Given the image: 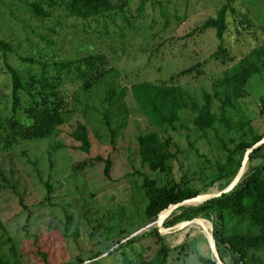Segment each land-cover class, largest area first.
Wrapping results in <instances>:
<instances>
[{"label": "rangeland", "instance_id": "obj_1", "mask_svg": "<svg viewBox=\"0 0 264 264\" xmlns=\"http://www.w3.org/2000/svg\"><path fill=\"white\" fill-rule=\"evenodd\" d=\"M110 1L126 3L133 25L127 28L117 20L122 30L115 33L110 28L106 37L93 32V20L88 24L68 17L49 0H0V39L11 43L18 55L59 60L98 53L115 70L114 76L88 89L74 86L65 91L66 120L51 136L0 153V264H160L156 236L141 237L157 230L156 220L150 222L143 214L142 177L159 184H186L199 195L216 193L222 181L214 180L213 170L226 162L227 150L264 135V61L248 55L254 47H264V0H234L237 14L249 18L255 28L254 36L244 32L237 36L229 24L224 43L231 62L213 58L217 46L213 31L189 36L215 15L224 0H150L141 16L140 0ZM15 56L8 55L7 62L20 67ZM2 63L0 59V67ZM196 63L202 65L200 72L178 77L176 84L198 106L205 95L211 97L214 129L205 137L194 132L189 108L166 131L151 126L130 86L167 81ZM249 64L257 71L238 83L234 74ZM113 87L123 97L108 109L105 96ZM8 92L9 79L0 74V98ZM80 126L86 130L88 153L73 137ZM151 132H160L175 145L176 159L163 174L140 163L136 137ZM97 157L111 160L108 178ZM260 163L264 144L256 160H248L246 171ZM188 207L192 206L184 204L164 215L168 218ZM181 222L170 234L157 230L171 250L165 264H199L197 256L211 259L202 233L209 231L211 222L176 229ZM172 227L163 223V229ZM221 257L223 264H232L227 251H221ZM249 257L254 264H264V251H250Z\"/></svg>", "mask_w": 264, "mask_h": 264}, {"label": "trees", "instance_id": "obj_2", "mask_svg": "<svg viewBox=\"0 0 264 264\" xmlns=\"http://www.w3.org/2000/svg\"><path fill=\"white\" fill-rule=\"evenodd\" d=\"M49 5H57L68 17L96 24L94 33L108 37L110 28L117 33L122 30L118 24L132 28V14L126 12V3L121 1L112 4L110 0H49ZM150 0H140L137 11L141 16L144 7ZM153 1V0H151ZM234 0H224L213 17L207 18L200 26L194 28L189 36L201 35L213 31L217 46L212 56L214 59L231 62L230 55L224 43V37L231 31L229 24L237 36L241 33L253 34L254 24L245 15H238L233 7ZM37 6V5H36ZM165 17L164 12L162 13ZM117 20L119 22L117 23ZM264 47H254L248 55L260 56L264 61ZM0 59L3 60L0 74L9 79V92L0 98V153H7L15 147L30 142H36L51 136L62 125L67 116V101L65 91L78 86L85 90L100 80L115 75V70L103 54L89 53L76 59L50 60L44 57L34 59L16 53L12 44L0 39ZM14 54L21 63L14 67L7 62L8 55ZM241 62L247 63L242 59ZM202 65L196 63L183 70L167 81L137 82L130 86V92L140 107L143 116L149 124L160 131L172 128L179 120L180 114L186 109L193 113L191 128L194 132L206 136L213 130L216 115L211 112L209 95L204 96V104L198 106L190 96L176 84L178 77L199 73ZM264 68V64H263ZM253 64L242 67L234 78L238 83H244L256 72ZM237 93V92H236ZM238 95V93H237ZM123 97L111 88L105 96L108 109ZM229 103V97H224ZM250 132H252L250 130ZM80 143V150L88 153L89 141L86 130L80 126L73 134ZM264 135H255L251 141H240L228 156L224 164L214 168L216 181H222L220 189L225 188L235 177L244 153L260 141ZM140 163L152 173H166L176 159L175 145L171 139L160 132H151L136 137ZM263 145L249 155V162H254ZM96 162L104 163V175L108 178L111 160L95 158ZM264 163H260L243 174L239 183L229 193L213 198L195 207L179 208L178 212L166 218L164 225L172 227L181 221H190L200 217L212 223V234L216 248L221 257L225 250L232 258V264H254V258L249 257L250 251H264ZM141 189L144 193L146 220L152 222L169 206L182 203L199 195L200 191L186 184H159L156 179L142 177ZM49 191V190H48ZM212 215V216H211ZM231 221L233 225L227 230ZM163 233L165 234L164 230ZM146 235H155L160 243V264H165L171 250L159 236L157 230ZM188 233L179 245L185 246ZM205 240V237L203 236ZM136 239L130 240L134 243ZM187 255V254H186ZM95 257H99L96 255ZM199 264H215L210 258L197 256ZM264 263V262H263ZM47 264V263H45ZM78 264H83L79 261Z\"/></svg>", "mask_w": 264, "mask_h": 264}, {"label": "water", "instance_id": "obj_3", "mask_svg": "<svg viewBox=\"0 0 264 264\" xmlns=\"http://www.w3.org/2000/svg\"><path fill=\"white\" fill-rule=\"evenodd\" d=\"M264 144V137L258 141L256 144H254L251 148L247 149L246 152L244 153V156H243V159L241 161V164H240V167L234 177V179L223 189L219 190L218 192L216 193H213V194H203V195H197L195 196L194 198L192 199H189V200H185L183 201L182 203H179V204H176V205H171L169 206V208L165 211H169L168 215L171 213V211L175 208H177L178 206H181V205H188V206H192V207H195V206H199L201 204H203L204 202L208 201V200H211L213 198H218V197H221L222 195L224 194H227L229 193L231 190H233L235 188V186L239 183L241 177L243 176V174L246 172V165L248 163V160H249V155L257 148H259L260 146H262ZM163 211V212H165ZM161 212L157 219H156V226H157V230L159 232H161L162 230H164L165 234H170L174 231L175 227H172V228H169V229H163V223H164V220L166 219V216L165 219L161 222L158 221L160 215L163 213ZM204 221H207V220H204V219H201V218H194L190 221H185V222H181L180 224L177 225L176 229H182V228H189L191 226H193V224L195 222H201L202 224L204 223ZM208 222V221H207ZM210 224V230L207 231L206 229H204L202 231L207 243H208V246H209V249H210V252H211V259L213 262H215V264H223V262L221 261L220 257H219V254H218V251H217V248H216V244H215V241H214V238H213V234H212V224Z\"/></svg>", "mask_w": 264, "mask_h": 264}, {"label": "bare ground", "instance_id": "obj_4", "mask_svg": "<svg viewBox=\"0 0 264 264\" xmlns=\"http://www.w3.org/2000/svg\"><path fill=\"white\" fill-rule=\"evenodd\" d=\"M166 212V211H165ZM165 212H163L161 215H160V217H159V222H161V221H163L164 219H165V217L167 216V215H164V213ZM212 216V215H211ZM196 223V222H195ZM194 223V224H195ZM193 224V225H194ZM209 230H210V224H209ZM161 233L164 235V233H163V230L161 231Z\"/></svg>", "mask_w": 264, "mask_h": 264}, {"label": "crops", "instance_id": "obj_5", "mask_svg": "<svg viewBox=\"0 0 264 264\" xmlns=\"http://www.w3.org/2000/svg\"><path fill=\"white\" fill-rule=\"evenodd\" d=\"M202 228V227H201ZM201 228H199V229H201Z\"/></svg>", "mask_w": 264, "mask_h": 264}]
</instances>
